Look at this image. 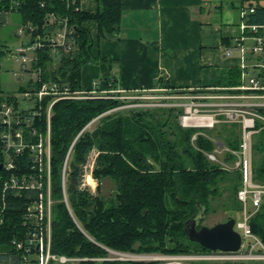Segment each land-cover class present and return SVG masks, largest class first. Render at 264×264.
Listing matches in <instances>:
<instances>
[{"label": "trees", "instance_id": "obj_1", "mask_svg": "<svg viewBox=\"0 0 264 264\" xmlns=\"http://www.w3.org/2000/svg\"><path fill=\"white\" fill-rule=\"evenodd\" d=\"M243 3L244 0L239 2L240 12ZM254 7L247 23L262 26L264 6L255 4ZM0 11L15 13L31 45L35 42L42 45L33 51V61L26 71L36 80L32 78L20 92L35 93L45 83L68 87L71 93L80 92L82 70L89 63L98 65L100 79L108 84L106 94L63 99L52 107L53 252L84 259L76 264H159L110 261L107 260L109 251L130 254L208 252L189 240L184 224L196 214L198 204L204 205L208 213L214 201L225 193L223 185L232 193L223 204L224 211L240 212L237 193L241 174L210 161L206 153L214 151L218 143L238 149L241 125L222 124L225 134L223 131L219 135L221 140L215 142L210 134L202 133V129L181 125L183 108L157 107L130 111L128 115L118 112L104 116L88 130L86 127L94 119L124 103L116 99L120 95L116 92L117 78L113 74L116 60L110 56H94V38L84 23L90 20L98 23L99 40L119 38L122 0H98L95 13L81 10L80 0H0ZM65 26L71 48L57 46L53 53L51 38ZM55 61L57 66L52 67ZM241 73L238 68L229 71V87L241 85ZM155 89L158 95L169 96L231 91L191 90L189 86H173L164 77L159 78ZM7 96L17 99L15 94ZM52 100L53 96H47L40 104V116L35 121L40 131L46 130L47 109ZM36 106L38 109L39 105ZM259 111L264 115V109ZM257 124L259 132L253 138L254 172L255 179L264 183V123L258 121ZM1 131L0 127V202L5 172ZM94 150L98 153L93 170L99 183L96 195L83 187L84 166ZM232 159L230 154L225 157L226 161ZM22 161L25 162V158ZM106 179L115 184V195L108 199L100 194ZM8 202L14 208H10V220L2 233L6 243L11 242L22 226L19 208L26 200L10 196ZM232 218L235 219L229 216L226 221ZM250 226L264 244V202L252 215ZM11 258L16 256L11 255Z\"/></svg>", "mask_w": 264, "mask_h": 264}, {"label": "built area", "instance_id": "obj_2", "mask_svg": "<svg viewBox=\"0 0 264 264\" xmlns=\"http://www.w3.org/2000/svg\"><path fill=\"white\" fill-rule=\"evenodd\" d=\"M255 4L254 0H244L240 12L241 37L236 40V43L243 60L241 85L229 88L231 91L226 93L189 94L190 97H186V94L171 95L192 102L187 110L183 108L184 114L180 117L183 127L214 128L219 123V118L216 119L219 114L211 113V116L202 114L201 112L205 110L202 108L205 105L222 106L221 116L226 117L232 123L241 125L238 149L223 147L218 143L214 151L206 153L210 161L220 164L228 171H237L241 174V186L237 193L241 204V220H236L235 223V230L242 238L241 247L235 252L209 250L188 254H136L138 261L158 262L159 264H264V244L253 233L250 226L252 215L264 202V183L255 179L253 163V138L259 132L257 122L264 123V115L259 111L264 109V25L247 23L248 14L254 12ZM24 33L25 28L22 27L19 34ZM247 39L253 41V45L249 48L245 45ZM51 42L53 53L57 46L71 48L66 26L54 38H51ZM41 46V42H35L31 46H21L14 52V59L22 64L23 75L26 74L28 64L33 61V58H28L27 52H33ZM248 49L250 54L257 58L251 70H248L249 67L245 64ZM234 50V48H228L226 55L232 56ZM202 94L209 98H205ZM88 95L82 91L71 93L68 87L45 83L35 93L24 92L25 104L27 105L28 100H34L35 103L31 108H25L20 106L18 96L15 100L0 94L1 142L5 158L2 165L5 172L2 178L0 202V264H76L84 260L57 255L53 252L51 117L52 107L56 102L63 99H85ZM47 96H53V100L47 109L46 130L40 131V125L35 121L40 116V104ZM205 99L212 101L209 102L212 104L204 103ZM36 104L39 105L38 109ZM176 105L181 106L180 103ZM185 118H193L201 122L200 124L186 123ZM193 139H196V135ZM227 154L233 158L231 161L225 160ZM24 158L25 162L22 161ZM10 196L24 198L26 202H23L19 208L22 215V226L11 242L6 243L3 241L2 233L10 220L8 218L10 208H14L9 205ZM65 201L67 202L66 198ZM249 203L252 205V210H249ZM116 253L121 256L130 254ZM11 255L16 258H11ZM6 256L7 259L4 258ZM121 260L131 261L123 257Z\"/></svg>", "mask_w": 264, "mask_h": 264}, {"label": "crops", "instance_id": "obj_3", "mask_svg": "<svg viewBox=\"0 0 264 264\" xmlns=\"http://www.w3.org/2000/svg\"><path fill=\"white\" fill-rule=\"evenodd\" d=\"M80 7L85 12L95 13L98 0H80ZM122 9L121 34L117 39L99 40L98 23L93 20L84 23L94 38V56H110L116 60L113 68L117 78L116 92H155L161 77L173 86H189L191 90L222 91L231 88L229 71L232 68L241 70L243 65L236 43L241 37L238 1L122 0ZM18 22L19 17L15 13L0 11V94L3 95L15 94L9 90L10 77L4 62L14 59L16 49L32 44L30 41L14 47L9 45L15 43L14 39L26 36L18 34L21 29ZM245 45L249 48L253 41L247 39ZM228 48L235 49L232 56L226 55ZM245 60L248 70H251L257 58L248 49ZM19 63L20 80H23L30 73L23 75L22 64ZM100 76L97 64L85 65L82 92L93 95L109 92L108 84Z\"/></svg>", "mask_w": 264, "mask_h": 264}, {"label": "rangeland", "instance_id": "obj_4", "mask_svg": "<svg viewBox=\"0 0 264 264\" xmlns=\"http://www.w3.org/2000/svg\"><path fill=\"white\" fill-rule=\"evenodd\" d=\"M256 4L262 5V4H264V0H259V2H257ZM18 24H19V22H18ZM14 40H15L14 41L15 43L9 44L11 47L20 45V44H22V42H25L26 44L30 43V38H26V36H23L20 39L16 38ZM12 50H14V48H12ZM11 56H13V54ZM27 56H28V58H32L33 52L28 51ZM51 66L56 67L57 62L55 61V63ZM29 67H30V64H28V68ZM4 68L7 71L8 76L10 77V79L8 80L9 90L14 92L15 95L18 96L20 106L25 107V108H31L32 106H34V104H35L34 100H28L27 105L25 104L24 93L20 92V89H21V86L22 87L27 86L29 81L32 78L34 80H36V77L32 76L31 74L30 75L26 74L24 76V79L20 80V78H21V76H20L21 75L20 74L21 66H20V63L14 59H10L8 62H4ZM14 73H16L18 76L16 77L14 75ZM197 90H199V91H206L207 90L208 91V89H205V88H199ZM157 92H159V91L157 90ZM157 92H155L152 95L150 93H139V94L120 93L119 97H116V99L123 102L124 104L122 106H118L117 108L112 109L110 111H107L106 113L100 115L99 117L94 119L86 127V129L92 130L96 126V124L98 123L99 119L103 118L104 116L116 114L118 112H124V114L128 115V112H130V111L136 112V111H140V110H150V109L157 108V107H174V106L177 107L178 106V105H176L177 103L181 104V106H178L179 108L181 107V108H184L185 110H187V108L190 107L192 104V102L188 99L180 98L177 96L158 95ZM202 95L205 98H209L205 94H202ZM185 96L190 97L189 94H186ZM205 100L206 101L204 103L207 102L206 104H212V103H209V102H212L209 99H205ZM240 101H243V100H240ZM214 103H221V102H214ZM203 109H205V110H203ZM202 110H203L201 112L202 114H208L209 116H211V113L219 114L217 117L215 116L216 119L219 118V123L216 124L214 128L202 129L203 130L202 133L207 134V135L210 134L209 136L215 142L221 140L219 135L223 134V131H224L222 124H236V123H232L231 121H229L226 117L221 116V114H223L222 106L205 105V106H203ZM224 134H225V131H224ZM220 145L223 147H228V146H224L221 143H220ZM219 149H220V147H219ZM97 156H98V153L96 150H94L91 153V155L89 156L88 162L84 166L85 175H84V179H83V182H84L83 187L87 188V190H89L91 192V194H93V195L98 194V186H99L98 181L93 176L95 159L97 158ZM223 188L225 189V193L223 194V196L220 199L214 201L211 209L207 213V218L203 222V225L212 227L218 223L225 222L229 216H233L235 218V220H237V221L241 220L240 212H237L234 210H232L230 212L224 211V207H223L224 205L223 204L226 203L227 199L229 198L228 196L232 197V193L230 190L227 189V187L225 185H223ZM100 194L106 199L113 197L115 195V184H114V182L109 180V179L104 180L102 182ZM248 205H249V210H252L251 203H249ZM121 257H123L124 259H127V260H131V261H138L136 254H128L127 256H121L114 251H109V257L107 260L122 261Z\"/></svg>", "mask_w": 264, "mask_h": 264}, {"label": "water", "instance_id": "obj_5", "mask_svg": "<svg viewBox=\"0 0 264 264\" xmlns=\"http://www.w3.org/2000/svg\"><path fill=\"white\" fill-rule=\"evenodd\" d=\"M206 218L207 208L198 204L196 214L184 224L185 233L190 241L210 251L235 252L240 249L242 238L235 230V219L232 218L209 227L202 225Z\"/></svg>", "mask_w": 264, "mask_h": 264}, {"label": "bare ground", "instance_id": "obj_6", "mask_svg": "<svg viewBox=\"0 0 264 264\" xmlns=\"http://www.w3.org/2000/svg\"><path fill=\"white\" fill-rule=\"evenodd\" d=\"M184 121L186 123L200 124L201 121L193 119V118H185Z\"/></svg>", "mask_w": 264, "mask_h": 264}, {"label": "flooded vegetation", "instance_id": "obj_7", "mask_svg": "<svg viewBox=\"0 0 264 264\" xmlns=\"http://www.w3.org/2000/svg\"><path fill=\"white\" fill-rule=\"evenodd\" d=\"M202 225H203V223H202Z\"/></svg>", "mask_w": 264, "mask_h": 264}]
</instances>
